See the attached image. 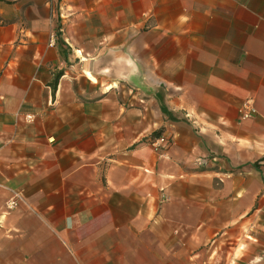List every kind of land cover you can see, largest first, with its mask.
I'll use <instances>...</instances> for the list:
<instances>
[{"label":"crops","instance_id":"1","mask_svg":"<svg viewBox=\"0 0 264 264\" xmlns=\"http://www.w3.org/2000/svg\"><path fill=\"white\" fill-rule=\"evenodd\" d=\"M221 231L264 264V0H0V264H207Z\"/></svg>","mask_w":264,"mask_h":264},{"label":"rangeland","instance_id":"2","mask_svg":"<svg viewBox=\"0 0 264 264\" xmlns=\"http://www.w3.org/2000/svg\"><path fill=\"white\" fill-rule=\"evenodd\" d=\"M168 143H170L169 140L165 139L164 142L160 143V144H156V145H167ZM197 167H199L198 169L200 170H204L205 172H212L213 168H214V160H213V156L211 157H205V158H201L200 160H197ZM211 187L213 188V183L214 180L211 182ZM161 201H167L169 199V195L168 194H161ZM213 198V191L212 189L210 190L209 193L206 194L205 199L207 200H212ZM205 216L204 218H206V224L203 225L201 228H199V231L203 230L204 228H206L209 224L210 221L213 218V206H209V205H205ZM223 232H219L218 234H215L213 236H211L210 238H207L205 241V243L203 244L204 247H206V251H207V264H221V262H223L220 256V253H224L225 249L227 248V241L225 239L226 235H222L221 234ZM224 236V237H223ZM221 237V238H220ZM240 246H243L242 244H240ZM202 247V246H201Z\"/></svg>","mask_w":264,"mask_h":264},{"label":"built area","instance_id":"3","mask_svg":"<svg viewBox=\"0 0 264 264\" xmlns=\"http://www.w3.org/2000/svg\"><path fill=\"white\" fill-rule=\"evenodd\" d=\"M251 113H252V109L249 106L245 105L243 111H241V116L243 118H248L251 116ZM32 117L33 116H31V115L26 116V118L29 120H31ZM164 141H165V138L160 137V138L155 139L152 143L153 144H160ZM21 200H22V196L19 193H14L6 201V208L8 210H12V209L16 208Z\"/></svg>","mask_w":264,"mask_h":264}]
</instances>
